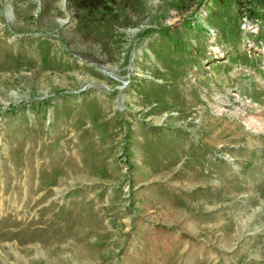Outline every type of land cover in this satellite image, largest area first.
Here are the masks:
<instances>
[{"label":"rangeland","instance_id":"rangeland-1","mask_svg":"<svg viewBox=\"0 0 264 264\" xmlns=\"http://www.w3.org/2000/svg\"><path fill=\"white\" fill-rule=\"evenodd\" d=\"M211 3L0 0V264H264V23Z\"/></svg>","mask_w":264,"mask_h":264},{"label":"trees","instance_id":"trees-1","mask_svg":"<svg viewBox=\"0 0 264 264\" xmlns=\"http://www.w3.org/2000/svg\"><path fill=\"white\" fill-rule=\"evenodd\" d=\"M73 12L79 17H86L91 22L99 25L105 31H109L113 25L118 24L121 20L126 19L128 10H139L143 7V0H68ZM235 7L236 19L245 18L249 22L255 19L263 20L264 23V0H212L211 6L216 7L211 15V18L219 19L222 24L230 22L231 15L228 10L231 6ZM227 11V12H226ZM82 12V14H80ZM81 15V16H80ZM218 22V23H219ZM185 24H189L186 22ZM126 25V24H123ZM238 27V25H237ZM204 31L205 28L200 27ZM227 28V27H226ZM170 27L164 28H146L143 30V36H148L155 32L171 37L169 32ZM155 237L170 239L171 229L157 224L154 228ZM181 236H185L180 233Z\"/></svg>","mask_w":264,"mask_h":264},{"label":"built area","instance_id":"built-area-1","mask_svg":"<svg viewBox=\"0 0 264 264\" xmlns=\"http://www.w3.org/2000/svg\"><path fill=\"white\" fill-rule=\"evenodd\" d=\"M249 24H251V22L248 21ZM254 23V21L252 22V24ZM254 26V25H253Z\"/></svg>","mask_w":264,"mask_h":264}]
</instances>
